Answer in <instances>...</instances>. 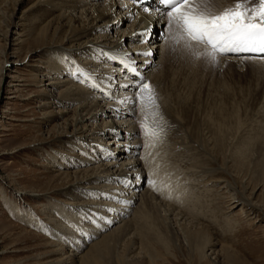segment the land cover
Listing matches in <instances>:
<instances>
[{"label":"rangeland","instance_id":"1","mask_svg":"<svg viewBox=\"0 0 264 264\" xmlns=\"http://www.w3.org/2000/svg\"><path fill=\"white\" fill-rule=\"evenodd\" d=\"M35 3L36 0H0V264H264V80L257 75H243L232 61L220 60L219 68H213L203 60H179L177 54L173 55L168 70L170 75L173 72L179 93L189 99L190 120L205 129L210 116L230 114L228 145L215 160L188 124H182L174 114L180 121L176 123L160 105L167 121L166 136L154 149L139 148L136 158L144 156L149 163L142 164L146 176L133 191L140 196L149 190L155 201L170 207L168 216L174 221L178 244L160 227V221L159 228H155L149 226L150 221L139 225L135 218L128 235L103 238L130 219L141 200L138 196L123 215L110 212L108 206L103 208L106 202L104 205H118L119 201L109 197L110 193L124 190L122 182L100 179L90 188L71 186L75 184L74 171L106 162L97 149L106 140L57 139L64 124L72 125L75 121L73 110L77 102L61 104L53 100L48 93L56 94L64 85L50 86L47 82L66 79L69 85L86 89L89 85L72 64L67 65L69 72L55 73L51 69V62L62 57L42 53L52 45L53 35L51 30L44 36L40 34L47 27L45 22L39 24L44 17L42 9L35 11L41 15L33 22L36 14L31 7ZM143 116L139 113L138 118ZM79 132L80 137L90 134L83 129ZM84 132L87 133L82 135ZM137 137L142 144L145 142L142 134ZM182 141L187 142V148ZM152 172L163 187L158 184L154 189L147 183ZM217 179H227L237 189H222V183L215 182ZM108 184L117 190H89L107 188ZM245 197L255 206L240 204L232 208L235 198ZM61 209L71 213V218H66ZM100 213L116 217L107 227L95 231L94 219L103 220ZM19 214L28 215L30 220L20 219ZM177 222L206 227L213 243L216 242V254L206 250L208 260L200 262L203 251L194 246L190 232ZM192 226L189 229L193 233L201 232L202 229ZM157 229L162 233L158 234Z\"/></svg>","mask_w":264,"mask_h":264},{"label":"bare ground","instance_id":"2","mask_svg":"<svg viewBox=\"0 0 264 264\" xmlns=\"http://www.w3.org/2000/svg\"><path fill=\"white\" fill-rule=\"evenodd\" d=\"M20 1L25 2L26 0ZM137 1L139 0H36L35 5L31 7L34 13L39 9L43 10L42 14H44V17L41 19L38 18L41 15L40 12L35 13L36 15L33 16L34 23L37 19H40L39 24L45 22L47 26L45 28H48L47 30L44 28L40 34L44 36L45 32L48 33V31L51 30L53 35V38H51L52 45L45 47L42 53L53 56H56L55 54H61V59L59 58V60L55 62L52 61L51 65L49 64L53 72H69L70 70L67 71V65L72 64L73 67H76L75 69L79 66L86 72L91 73L92 76L95 77V82H100L104 85L99 91V89L97 90L91 86L90 83L93 81L87 82L86 85H89L88 89L82 86L79 87L73 83L69 85L67 83L70 81L66 79L63 81L62 79H50V81L47 82L50 86L64 85L62 87L63 89L56 94L48 93L49 97L53 98V100L61 104L64 102H77V106L73 110L76 117H74L75 121L72 125H68V122L64 124L61 133L57 136L59 141L76 138L82 140V142H88L91 138L99 137L105 138L106 140L105 143H99L97 148L106 162H102L101 165L87 168L82 171H74L72 174H74L75 184L71 186L90 188L91 186L89 187V185L100 179H105L107 182L111 181L112 183L122 182L124 190L119 189L116 194L110 193L109 197L119 201L118 205L114 202L113 205H104L107 202L103 204V208H107L108 206V208L112 210H109L110 212L122 214L127 213L132 202L138 199L139 192L133 190L138 188L139 184L143 182L146 172L144 168H142V164L148 165L149 161L145 159H140L139 161V158H136V155L140 153L137 146L142 144V142H140L141 139L137 137V133L139 132V124L137 123L142 120L138 118L141 112L137 111L138 113L136 112L135 115L130 114L129 106L118 104L115 99L109 98L106 94L107 92H111L113 97L129 95V91L120 89L118 85L131 82L135 80L136 77L122 70L119 59L111 60L107 56L101 55V51L115 55L118 58L124 57L125 54H131V59L136 62L139 73L146 77L155 87L159 102L161 103L160 105L161 107L163 105L165 108L163 111L166 110L176 123L179 121L177 119V116H179L183 121L181 122L182 124L184 122L186 125L188 124L187 127L191 130V133L215 160L227 147V133L228 130L232 128V123L228 120L231 117L230 114L226 115L220 113L219 116L216 117L210 116L207 122H205V129L190 120L189 109L191 106L188 105L189 99L186 97L183 98L179 93L178 88L174 85L175 80L174 77H172L173 72L170 75L171 70H168L170 66H167L171 63L172 56L175 54L179 56V60L189 59L190 56L183 49L182 45L176 46L175 50H173L171 41L165 40V33L168 31L166 28L167 18L166 15L161 16L158 14V11L153 10L156 9L153 7V0H141L140 4H137ZM232 1L233 0H219L218 6L221 8L229 6L232 4ZM145 7H148L149 10L145 11ZM57 10H59L58 14L55 13ZM135 33L144 34L134 35ZM41 35L39 36L42 37ZM145 51H151L152 55H138V53ZM38 56L41 57V54ZM78 57H82L84 61H81ZM90 58H92V60H90ZM100 59L101 61L98 62ZM220 60L221 62H226L227 60L232 61L234 66L238 68L237 70L241 71L243 75H257L258 79L264 80V59L248 55H227L221 57ZM199 61L200 60H198V62ZM104 65H107V67L103 68L102 66ZM86 66H93L95 68L87 69ZM118 67L119 69H117ZM103 70L105 71L103 72ZM114 71H116V73ZM42 74L41 76L47 75V73L44 75ZM79 75L81 79H84L81 74ZM108 77H118V80H113L112 86H109ZM171 87H173V89ZM262 87L264 90V81ZM91 90H94V94H92ZM223 90L227 91L228 89L224 88ZM96 95H98V98L95 97ZM92 97L95 98L93 99ZM117 109H119V111H117ZM220 111L224 112L223 109ZM174 114L177 118L174 117ZM133 117H135V121L132 119ZM72 118L73 116L71 119ZM96 121L98 122L96 123ZM95 123L96 125L94 127ZM70 126L73 128L72 130ZM81 129L89 131L90 134L86 137L77 136ZM85 133L87 132L82 133V135H85ZM186 143L187 142L182 141L185 148L188 147ZM123 181H127V183ZM215 182L222 183V189L226 188L229 191H235L237 189L233 183L231 184L227 179H217ZM108 186L107 188L102 186L89 190L96 189L106 193H109V190H117L112 184H108ZM105 198H108V196ZM139 198L141 204L135 209L132 217L126 220L123 218V224L116 226V228L113 227L114 229H112L109 234L104 235L103 238L112 236V234H118L117 236L129 234L128 230L132 227L134 222H131L135 218V220H139L136 223H149L148 221H150L149 226L155 228L158 227V222L160 221V227L165 228L175 245L178 244L177 233L175 231L176 227L174 228V224L172 223L174 221L171 222L168 216L170 207L165 206L161 202H157V199L155 201V197L149 193V190L143 191ZM244 200L248 203H244ZM244 200L235 198L232 203V208L240 204L252 207L255 206L250 198L245 197ZM60 211L66 215V218H71V213L65 212L64 209ZM102 214L103 213H100L99 215V218L103 219L102 222H100L99 219H94V224L96 225L95 231L96 229L107 227L109 223L114 222L116 217L114 214H111L112 216L109 214ZM19 217L22 220H30L26 214H19ZM104 222L106 225H104ZM177 224H179V222H177ZM179 225L181 227L183 226L182 223ZM190 225H193L192 227H198V229H202L203 231L201 230V232L195 234L189 229ZM182 228L190 232L191 241L194 242V246L203 251V253L199 255L200 262L208 260V253L206 250L211 251V254H216L214 250L216 242L213 243L206 227H201L193 222H189ZM158 231L159 229H157V232ZM162 238L163 237H161V239ZM164 239H166V237H164ZM164 239L162 241H166ZM169 239H167V241ZM204 264L209 263L207 262Z\"/></svg>","mask_w":264,"mask_h":264},{"label":"snow or ice","instance_id":"3","mask_svg":"<svg viewBox=\"0 0 264 264\" xmlns=\"http://www.w3.org/2000/svg\"><path fill=\"white\" fill-rule=\"evenodd\" d=\"M158 14L167 18L165 40L171 41L173 50L176 46L183 49L194 60H203L213 68H219L220 58L228 54H264V0H233L229 6L219 7V0H157ZM145 7V11H148ZM135 33L134 35H143ZM101 55L111 60L119 59L122 70L136 77L131 82L119 84L118 87L130 94L123 97H113L111 92L106 94L115 99L120 105L129 106L130 114L137 111L144 113L139 122V132L145 142L137 147L149 150L163 143L166 136L167 121L160 111L159 97L155 87L138 71L136 62L131 54L118 58L110 53L101 51ZM151 56V51L138 53ZM264 59V55L258 56ZM76 71L84 77V81H93L91 86L100 88L91 73L77 66ZM115 77L108 79L109 86ZM119 111V109H117ZM151 155V151H149ZM144 160V156L138 157ZM155 172L149 173L148 183L156 189L158 184ZM127 183V181H123ZM170 188V185H167Z\"/></svg>","mask_w":264,"mask_h":264}]
</instances>
